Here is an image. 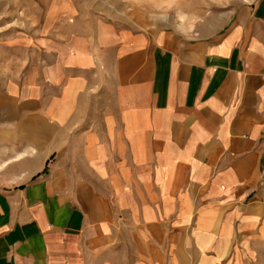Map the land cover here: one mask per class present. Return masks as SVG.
Instances as JSON below:
<instances>
[{
    "label": "crops",
    "instance_id": "0c3cea01",
    "mask_svg": "<svg viewBox=\"0 0 264 264\" xmlns=\"http://www.w3.org/2000/svg\"><path fill=\"white\" fill-rule=\"evenodd\" d=\"M0 89V264H245L264 244V0L212 32L54 0Z\"/></svg>",
    "mask_w": 264,
    "mask_h": 264
},
{
    "label": "rangeland",
    "instance_id": "374dc122",
    "mask_svg": "<svg viewBox=\"0 0 264 264\" xmlns=\"http://www.w3.org/2000/svg\"><path fill=\"white\" fill-rule=\"evenodd\" d=\"M54 0H0V89L42 70V39L57 23ZM84 18L101 17L136 28L181 32L223 29L245 18L258 0H66ZM245 264H264V244Z\"/></svg>",
    "mask_w": 264,
    "mask_h": 264
}]
</instances>
